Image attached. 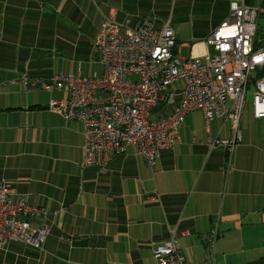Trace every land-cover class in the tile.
Segmentation results:
<instances>
[{"label":"crops","instance_id":"0c3cea01","mask_svg":"<svg viewBox=\"0 0 264 264\" xmlns=\"http://www.w3.org/2000/svg\"><path fill=\"white\" fill-rule=\"evenodd\" d=\"M234 2L264 13V0H0V180L43 208L51 228L43 251L13 242L0 264H156L154 247L173 232L189 264H264V118L252 103L230 161L207 144L231 139L230 124L194 111L154 166L129 148L102 175L82 168V123L48 110L68 101L67 89L40 85L100 77L95 41L107 18L170 22L183 50L191 45L180 36L206 41Z\"/></svg>","mask_w":264,"mask_h":264},{"label":"built area","instance_id":"2783aa9c","mask_svg":"<svg viewBox=\"0 0 264 264\" xmlns=\"http://www.w3.org/2000/svg\"><path fill=\"white\" fill-rule=\"evenodd\" d=\"M261 13L232 3L230 19L206 41L190 46L186 58L170 22L157 28L151 19L135 25L104 20L95 41L100 77L61 74L52 84L40 83L46 91L66 88L69 93L67 102L53 100L48 110L82 123V168L95 167L104 175L129 148L154 166L161 152L177 143L179 129L194 111H202L207 121L230 124L231 139L207 141L210 149L223 148L230 161L243 140L240 123L249 90L254 117L264 118ZM20 82L36 84L27 75ZM161 103L170 113L151 120L150 110ZM47 217L43 208L16 197L11 182L0 180V250L20 242L43 251L51 230ZM175 238L173 232L170 241L154 247L156 264H189Z\"/></svg>","mask_w":264,"mask_h":264},{"label":"rangeland","instance_id":"374dc122","mask_svg":"<svg viewBox=\"0 0 264 264\" xmlns=\"http://www.w3.org/2000/svg\"><path fill=\"white\" fill-rule=\"evenodd\" d=\"M173 27L175 28L176 26L173 25ZM258 27H259V31L261 32V34L264 33V13L261 15L260 19H259V22H258ZM201 29H204V28H201ZM176 30V33H179V29L178 28H175ZM203 31V30H202ZM179 39V38H178ZM180 39H182L183 41L185 42H182L180 44H189L191 46L195 45L196 43H199L197 41L195 42H190V41H187L185 37H181L180 36ZM180 41V40H179ZM188 53H189V49L187 48H184L182 50V57L183 58H186L188 56ZM253 101V95H252V91L249 90V92L247 93L246 95V102L248 103H252ZM166 109L164 107L163 104H159L157 106H155L154 108H152L150 110V117H151V120H156L157 118H159L161 115H164Z\"/></svg>","mask_w":264,"mask_h":264},{"label":"trees","instance_id":"16d2710c","mask_svg":"<svg viewBox=\"0 0 264 264\" xmlns=\"http://www.w3.org/2000/svg\"><path fill=\"white\" fill-rule=\"evenodd\" d=\"M260 32V31H259ZM261 33V32H260Z\"/></svg>","mask_w":264,"mask_h":264},{"label":"bare ground","instance_id":"6f19581e","mask_svg":"<svg viewBox=\"0 0 264 264\" xmlns=\"http://www.w3.org/2000/svg\"><path fill=\"white\" fill-rule=\"evenodd\" d=\"M217 30V29H216Z\"/></svg>","mask_w":264,"mask_h":264}]
</instances>
